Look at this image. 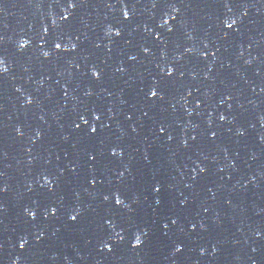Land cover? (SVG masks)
<instances>
[{"label":"water","instance_id":"obj_1","mask_svg":"<svg viewBox=\"0 0 264 264\" xmlns=\"http://www.w3.org/2000/svg\"><path fill=\"white\" fill-rule=\"evenodd\" d=\"M0 60V264H264V0H0ZM39 204L60 211L37 244ZM105 215L147 244L97 251Z\"/></svg>","mask_w":264,"mask_h":264},{"label":"snow or ice","instance_id":"obj_2","mask_svg":"<svg viewBox=\"0 0 264 264\" xmlns=\"http://www.w3.org/2000/svg\"><path fill=\"white\" fill-rule=\"evenodd\" d=\"M222 2H223V5L225 7H227V5L230 3V0H222ZM73 6H75V5H73ZM228 11L231 12L232 8L229 7ZM243 15L246 16L247 12L243 13ZM64 19L67 20L68 17L65 16ZM124 19L125 20L128 19L127 12L124 13ZM173 19H175V17H173ZM230 20H231V22H229L228 19H225L224 20V26L227 29L232 30L234 28V26L237 25V20L235 18H231ZM165 23H168V21H165ZM168 30L171 31L172 29L169 28ZM237 30H239V29L237 28ZM44 31L47 32L48 29L45 28ZM156 39L158 40V39H160V37L156 36ZM24 46H25L24 44H21L22 48ZM41 47H43V45H41ZM55 48L56 49H60L61 48V44L60 43H56L55 44ZM2 64H3V60H0V65H2ZM122 70L123 69H117V71H122ZM2 71L3 72H7V68H3ZM93 75L95 76V78L97 80L102 78V73L101 72H95V73H93ZM166 75H167V77H172L173 76V71H172L171 68H168ZM17 91H19V89H17ZM158 91H159V89H151L150 88L148 90V92L145 93V96L148 97L149 93H150V97L151 98H157ZM91 94H92L91 92L88 93V95H91ZM27 103L31 104L32 103L31 99H29L27 101ZM145 115L147 116L148 114L145 113ZM95 119L97 121H101V115H96ZM128 119L131 120L132 117L128 116ZM220 119L223 120L224 117L221 116ZM84 123H85V125H87L88 121L85 120ZM75 127H76V129H81V124L80 123H76ZM83 130L84 131H88L89 135H95L98 132V128L95 127V126L91 127L90 131L87 128H85ZM16 131H17L18 135H20V136L24 135L23 131H21L20 128H17ZM133 131H135V129H133ZM159 132H160L161 135H164L166 133V129L163 126H161L160 129H159ZM239 135L243 136L244 135V131H240ZM215 137H216V133L212 132L210 140L214 141ZM168 139L171 140L172 137L168 136ZM192 140L195 141L196 137L193 136ZM185 146H187V141L185 142ZM88 155H89L91 160H95L96 159L95 153H89ZM116 155H117L116 151L112 150L111 151V156L112 157H116ZM122 156H123V153H121V157ZM196 169H198V173L199 174H203L205 172V168H202L199 165H196ZM70 170L73 173L76 172V168L75 167H72ZM220 171L223 172V169L221 168ZM119 176L122 178L124 176V173L120 172ZM192 179L196 180L197 176L193 175ZM95 181H96V177L93 176L91 178V182H92L93 187H95ZM117 182L119 183V180ZM37 183L39 184V187L41 189L47 188L48 185H52V187H56V184L52 180H50L47 175L44 176V183L43 184H40L39 181H37ZM186 187H189V185H186ZM244 187H247V185H244ZM151 189L156 194H161L162 193V186H158L156 184H153L151 186ZM6 190L7 189L2 184H0V192L6 191ZM48 191L52 192V188H48ZM77 198H79V194H77ZM103 198H104L105 201H109L111 203L112 208H115V209H120V206L123 203V201L121 200L119 195H112V196L104 195ZM161 203H162V199H156L155 200V204L157 206H159ZM177 203L181 204V206H183V205H185L187 203V200L186 199L179 200ZM124 207L127 208L129 211H131V205L130 204H124ZM59 211H60V209L57 208L54 204H39L35 208L29 207V206H25L24 207V216L27 218L28 222L31 225H34V226H36L39 229L35 233V242L37 244H39L47 236L46 229L41 227V223H39L38 220H42L43 222H47V221H49L50 218H57V214H58ZM80 215L81 214L79 212L68 213V217H69L70 221L74 222V223H79ZM28 217H30V220L28 219ZM178 224H179L178 218H174L173 216H168L167 219L162 223V230H166V231H164L163 234L165 236H167L168 235V231H171L172 227L176 226ZM119 227L121 228V230L117 231V225H116V222L114 221V219L112 218V216L105 215V217L103 219V222L101 223V225H100V227L98 229L96 238H95L97 251H99V252H105L106 251L107 253L111 254V253L114 252V250H115V248L117 246V243H123L126 239L128 240V244L132 247L133 250H139L142 245H146L147 244V238L149 236V234L147 232H143L142 233V235L146 238L145 240H141L140 235H137L136 238H135V243H133L130 238L125 236V231L123 230V225H119ZM196 228H197V225L193 224L192 231H195ZM199 228L201 230H205L203 225H199ZM53 235H55V233H53ZM256 235H257V238L259 239L260 236H261V233L258 232ZM114 240L117 243H114L113 242ZM27 244H28V239H26L25 236L21 235L19 237L18 244H17L18 248L20 250H22L21 252L26 250V245ZM180 244L181 243L177 241V242H175L172 245V247L175 249V251L173 252L174 256L179 254V253H181L183 251V249L179 246ZM252 250L254 252L256 251L255 248H253ZM213 252H215V248H213ZM200 255H201V257L206 255V249L205 248L201 249Z\"/></svg>","mask_w":264,"mask_h":264}]
</instances>
